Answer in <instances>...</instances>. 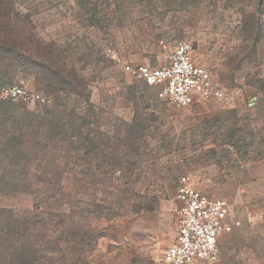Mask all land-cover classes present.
<instances>
[{
	"label": "rangeland",
	"instance_id": "1",
	"mask_svg": "<svg viewBox=\"0 0 264 264\" xmlns=\"http://www.w3.org/2000/svg\"><path fill=\"white\" fill-rule=\"evenodd\" d=\"M0 2L32 50L0 101L35 123L17 141L28 157L0 153V190L14 189L0 211L28 214L41 249L0 236V264H165L184 177L231 208L212 264H264V0ZM183 40L222 98L175 107L108 53L160 66ZM14 86L46 103L7 98Z\"/></svg>",
	"mask_w": 264,
	"mask_h": 264
},
{
	"label": "built area",
	"instance_id": "2",
	"mask_svg": "<svg viewBox=\"0 0 264 264\" xmlns=\"http://www.w3.org/2000/svg\"><path fill=\"white\" fill-rule=\"evenodd\" d=\"M193 44L187 40L176 44L168 60L160 66L130 63L109 51V56L128 75L152 88L157 96L175 107L185 108L223 97V88L211 72L193 58ZM7 98L30 103H46L39 94H30L21 86L8 88ZM180 220L175 242L164 254L165 264H212L218 261L221 242L232 233L230 205L211 198L184 177L179 190Z\"/></svg>",
	"mask_w": 264,
	"mask_h": 264
},
{
	"label": "trees",
	"instance_id": "3",
	"mask_svg": "<svg viewBox=\"0 0 264 264\" xmlns=\"http://www.w3.org/2000/svg\"><path fill=\"white\" fill-rule=\"evenodd\" d=\"M11 19L12 18L10 17L6 18L5 16L0 15V87L4 84H7L10 79L13 78L10 77V74L15 73V67L17 66L15 63V58L21 55L25 56L30 53V51H32L30 46L25 41H23V39H20L19 37L13 35L15 29L8 22ZM5 61L9 63H5ZM39 67H45V72L50 71L54 79H56L57 81L61 80L59 79L61 73L58 71L56 65L44 63V65H39ZM1 81H3L2 84ZM11 107L12 106L10 104L0 101V117L3 119L0 123V153L4 157L10 154H14L17 157L19 156L18 154L28 157L30 150L28 148H26L25 151L19 150L21 149V146L25 147V145H17V141L19 136L23 137V133L30 129L31 126L35 123L31 119H25L24 117H15L13 114L14 111L10 112ZM10 119L12 120V122H9ZM8 124H13L12 128H10V130L14 131L11 142V138L9 139L5 137L9 129L6 126ZM9 134L11 136L12 132H10ZM11 190L14 192V189ZM13 192H8V190H0V197L11 196L13 195ZM36 210H38L39 215L45 214L42 205L40 204L36 206ZM29 220L31 219H29L28 214L19 216L13 211L1 210L0 236H3L8 240H17L20 243L17 249L25 250L30 243H33V239L38 238L37 235L33 234V223H31L30 225ZM37 245L38 243H33L34 248L32 247V252L38 253L41 251L40 247H38Z\"/></svg>",
	"mask_w": 264,
	"mask_h": 264
}]
</instances>
